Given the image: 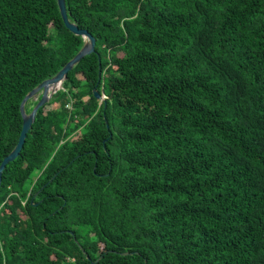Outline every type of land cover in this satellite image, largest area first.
I'll list each match as a JSON object with an SVG mask.
<instances>
[{
	"label": "trees",
	"instance_id": "obj_1",
	"mask_svg": "<svg viewBox=\"0 0 264 264\" xmlns=\"http://www.w3.org/2000/svg\"><path fill=\"white\" fill-rule=\"evenodd\" d=\"M64 4L95 44L2 170L0 264H264V0ZM84 42L0 0V162Z\"/></svg>",
	"mask_w": 264,
	"mask_h": 264
},
{
	"label": "water",
	"instance_id": "obj_2",
	"mask_svg": "<svg viewBox=\"0 0 264 264\" xmlns=\"http://www.w3.org/2000/svg\"><path fill=\"white\" fill-rule=\"evenodd\" d=\"M57 5L59 8L60 16L63 21L64 26L72 33L78 36H81L82 39L85 41L80 50L51 78L45 79L40 82L35 88L31 89L21 100L19 104V110L22 117V126L18 136L17 143L15 144L14 148L2 158L0 162V181H1V173L4 169L5 165L12 161L21 150L23 145L26 133L30 128L35 113L37 109L47 102L50 96L61 88L62 82L65 79L66 73L72 68V66L78 62L84 55L89 54L93 51L95 40L94 38L83 29H79L76 24L70 22L67 18V14L65 11V4L64 0H57ZM94 97L99 99L100 101L104 99V96L100 93L93 90ZM33 98L36 100V103L32 107L29 113H25L24 111V104L27 100ZM35 196V194H34ZM35 205V204H34Z\"/></svg>",
	"mask_w": 264,
	"mask_h": 264
},
{
	"label": "rangeland",
	"instance_id": "obj_3",
	"mask_svg": "<svg viewBox=\"0 0 264 264\" xmlns=\"http://www.w3.org/2000/svg\"><path fill=\"white\" fill-rule=\"evenodd\" d=\"M35 177H36V175H35ZM35 177H34V178H35Z\"/></svg>",
	"mask_w": 264,
	"mask_h": 264
}]
</instances>
